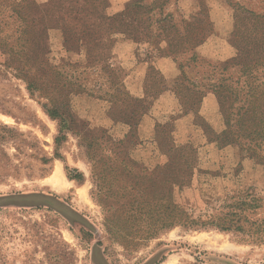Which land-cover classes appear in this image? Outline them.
I'll list each match as a JSON object with an SVG mask.
<instances>
[{
  "label": "rangeland",
  "instance_id": "obj_1",
  "mask_svg": "<svg viewBox=\"0 0 264 264\" xmlns=\"http://www.w3.org/2000/svg\"><path fill=\"white\" fill-rule=\"evenodd\" d=\"M40 67L73 121L59 145L28 90ZM98 138L147 168L191 154L175 198L202 216L254 200L242 230L116 238L86 154ZM3 196L25 198L0 208V264H264V0H0Z\"/></svg>",
  "mask_w": 264,
  "mask_h": 264
},
{
  "label": "trees",
  "instance_id": "obj_2",
  "mask_svg": "<svg viewBox=\"0 0 264 264\" xmlns=\"http://www.w3.org/2000/svg\"><path fill=\"white\" fill-rule=\"evenodd\" d=\"M40 69L43 74L39 72L37 77L28 82V90L32 93L37 91L43 97H48V103L44 104L43 108L49 117L58 120L59 129L55 143L59 145L65 140V134L70 130L69 125L73 124V121L66 114V105L59 102L57 97L49 95L50 91H55L48 80L53 74L43 71L41 67ZM54 83L56 87L55 80ZM100 139L107 146L104 145L102 150L98 143L97 154L96 149H91L94 141H88L86 154L92 163V178L95 176L97 178L98 163V204L104 208L106 214H109L104 218V223L110 232L115 229L113 234L116 238L137 235L154 238L157 232L168 231L175 227L184 230L212 228L223 232L242 230L241 212L248 207L252 208L254 200L248 203L237 200L202 216L192 214L175 198L178 191L191 185L196 169V166L189 161L194 160L191 154L185 156L182 152L172 151L169 156L166 155L167 160L163 164L147 168L132 160L130 154L119 151V148H111L110 140L98 138V141ZM122 143L118 141L115 144L122 145ZM82 177L77 171L69 175L70 179L78 181L82 180ZM37 197L44 201L42 203L46 206H60L71 211L72 215H77L53 196L38 195ZM24 198V196L0 197V208ZM143 198V201H139ZM62 215L67 216V214ZM142 224H144L143 228Z\"/></svg>",
  "mask_w": 264,
  "mask_h": 264
}]
</instances>
